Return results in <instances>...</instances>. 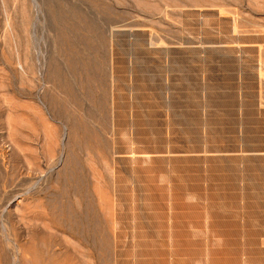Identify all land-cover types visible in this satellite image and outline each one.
I'll list each match as a JSON object with an SVG mask.
<instances>
[{
    "label": "rangeland",
    "instance_id": "obj_1",
    "mask_svg": "<svg viewBox=\"0 0 264 264\" xmlns=\"http://www.w3.org/2000/svg\"><path fill=\"white\" fill-rule=\"evenodd\" d=\"M0 264H264V0H0Z\"/></svg>",
    "mask_w": 264,
    "mask_h": 264
},
{
    "label": "water",
    "instance_id": "obj_2",
    "mask_svg": "<svg viewBox=\"0 0 264 264\" xmlns=\"http://www.w3.org/2000/svg\"><path fill=\"white\" fill-rule=\"evenodd\" d=\"M119 46L122 53L132 59L134 69L140 73V75L149 76V80L154 81L155 77H157L161 71V66L158 64V60L152 59L149 52L146 50L145 36L141 33H122L119 37ZM201 51L205 53L204 56L200 55ZM165 54L170 57L167 70L171 72L180 71L183 73L179 90L184 93L186 99L190 97L187 92L189 89V73L197 69L193 66V63L200 62L202 65L216 63L225 68L229 66V63L237 61V58L231 52L222 49L174 50L173 52L165 51ZM161 89L173 92L177 88L175 85L171 84L163 86Z\"/></svg>",
    "mask_w": 264,
    "mask_h": 264
},
{
    "label": "bare ground",
    "instance_id": "obj_3",
    "mask_svg": "<svg viewBox=\"0 0 264 264\" xmlns=\"http://www.w3.org/2000/svg\"><path fill=\"white\" fill-rule=\"evenodd\" d=\"M171 107H175V106H171Z\"/></svg>",
    "mask_w": 264,
    "mask_h": 264
}]
</instances>
